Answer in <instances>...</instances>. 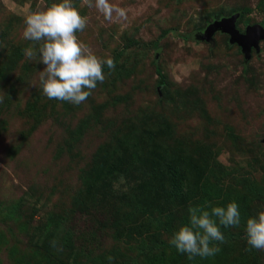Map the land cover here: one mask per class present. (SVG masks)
Returning <instances> with one entry per match:
<instances>
[{"label":"rangeland","instance_id":"1","mask_svg":"<svg viewBox=\"0 0 264 264\" xmlns=\"http://www.w3.org/2000/svg\"><path fill=\"white\" fill-rule=\"evenodd\" d=\"M59 2L0 0V264H264L245 233L264 211V40L245 60L207 31L263 24L264 0H107L110 16L72 0L78 40L116 64L78 106L48 99L24 55L26 17ZM233 201L214 257L169 244L189 207Z\"/></svg>","mask_w":264,"mask_h":264},{"label":"clouds","instance_id":"2","mask_svg":"<svg viewBox=\"0 0 264 264\" xmlns=\"http://www.w3.org/2000/svg\"><path fill=\"white\" fill-rule=\"evenodd\" d=\"M89 6H92L91 0ZM95 6L106 16L113 11L107 0H95ZM118 11L120 16L125 15L122 9ZM86 24V17L81 16L72 0L53 3L46 10L33 12L25 19L23 37L32 41L34 46L24 49V55L29 61L46 65L39 78L43 94L50 100L78 106L92 95L98 82L105 81V65L109 70H115L112 58H98L78 40L76 33L82 32ZM37 53L41 55L38 57ZM188 215V224L174 232L169 244L189 260L214 257L221 251L219 244L226 242L221 226L237 228L241 224L239 205L235 201L226 207L191 206ZM245 233L249 245L246 251L264 250V211L247 219ZM113 259L107 257L109 264Z\"/></svg>","mask_w":264,"mask_h":264},{"label":"water","instance_id":"3","mask_svg":"<svg viewBox=\"0 0 264 264\" xmlns=\"http://www.w3.org/2000/svg\"><path fill=\"white\" fill-rule=\"evenodd\" d=\"M234 18L231 16L229 18H222L213 21L207 26V31H220L228 34L229 43H236L241 52L244 54V59L247 60L249 57L250 48H256V43L258 40H264V29L258 24L250 27H246L243 34H239L234 28Z\"/></svg>","mask_w":264,"mask_h":264},{"label":"trees","instance_id":"4","mask_svg":"<svg viewBox=\"0 0 264 264\" xmlns=\"http://www.w3.org/2000/svg\"><path fill=\"white\" fill-rule=\"evenodd\" d=\"M260 26L262 27V29H264V23L263 24L260 23ZM193 37H195V35H192V34H187L186 35V38H188V39H190V38L192 39ZM155 69H156L155 72H156L157 77H158V81L157 82H158L159 86H161L162 85V76H161L159 70L157 69V67H155ZM230 238H232V236H230Z\"/></svg>","mask_w":264,"mask_h":264}]
</instances>
